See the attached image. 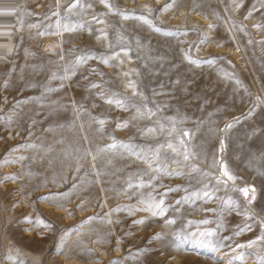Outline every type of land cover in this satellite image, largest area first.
<instances>
[{
  "label": "rangeland",
  "instance_id": "1",
  "mask_svg": "<svg viewBox=\"0 0 264 264\" xmlns=\"http://www.w3.org/2000/svg\"><path fill=\"white\" fill-rule=\"evenodd\" d=\"M0 264H264V0H0Z\"/></svg>",
  "mask_w": 264,
  "mask_h": 264
}]
</instances>
